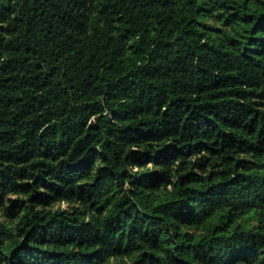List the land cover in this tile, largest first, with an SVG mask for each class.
Here are the masks:
<instances>
[{"label":"trees","instance_id":"trees-1","mask_svg":"<svg viewBox=\"0 0 264 264\" xmlns=\"http://www.w3.org/2000/svg\"><path fill=\"white\" fill-rule=\"evenodd\" d=\"M0 264H264V0H0Z\"/></svg>","mask_w":264,"mask_h":264}]
</instances>
